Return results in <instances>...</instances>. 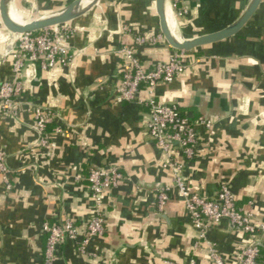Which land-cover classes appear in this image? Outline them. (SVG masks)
<instances>
[{"label": "crops", "instance_id": "crops-1", "mask_svg": "<svg viewBox=\"0 0 264 264\" xmlns=\"http://www.w3.org/2000/svg\"><path fill=\"white\" fill-rule=\"evenodd\" d=\"M74 0H14L28 21L56 13ZM251 0H182L177 16L168 4V25L176 38L192 41L219 32L237 21ZM75 34L66 40L69 67L41 70L27 63L21 74L11 68L12 38L0 28V83L22 82L18 119L6 118L0 106V150L6 153L11 190L0 176V264H43L45 220L62 217L84 231L95 204L85 175L90 167L116 166L124 181L108 190L99 207L104 234L80 253L66 241L57 264H184L194 258L213 264L206 248L194 249L196 231L188 211L172 192L163 209L156 208L157 189L171 185L164 167L167 156L145 127L148 110L137 101H121L115 87L124 61L117 51L133 47L142 67L152 68L174 53L160 44L135 46L132 35L160 33L155 0H99L66 23ZM130 33H125L123 29ZM187 68L169 83L159 82V102H175L197 125L196 156L187 161L183 177L189 191L214 198L226 184L236 204L264 223V0L232 36L182 52ZM141 88L138 100L147 99ZM57 112L47 148L36 144L33 106ZM53 130V129H52ZM174 157L178 158L175 153ZM207 237L224 264H236L246 237L222 221ZM258 264H264V235Z\"/></svg>", "mask_w": 264, "mask_h": 264}, {"label": "built area", "instance_id": "built-area-1", "mask_svg": "<svg viewBox=\"0 0 264 264\" xmlns=\"http://www.w3.org/2000/svg\"><path fill=\"white\" fill-rule=\"evenodd\" d=\"M182 0H168L169 6L177 16L184 10ZM1 28V27H0ZM130 33L128 29H123ZM75 34V29L67 24L50 27L33 33H24L12 38L11 68L14 74L20 75L27 63L36 64L41 70L55 66L69 67L72 57L68 55L66 40ZM135 46L155 45L164 41L161 33L148 37L132 35ZM124 61L123 70L119 75V83L115 92L121 101L128 103L137 101L148 110L145 127L147 134L155 145L167 156L164 167L172 173L171 185L161 187L156 191V208L161 211L174 192L185 205L189 221L196 231L193 248L203 245L213 264H224L214 243L207 237L208 230L214 225L225 221L231 229L242 233L246 237V244L241 247L236 264H258L260 255V241L264 235V223H257L252 212L242 209L236 204L233 194L226 184H221L214 198L201 193L189 191L183 177L185 163L196 156L199 141L197 125L210 129L211 122L201 120L198 123L183 115L175 102H159L154 95L157 83H169L174 77L182 73L187 65L182 60V52L174 51L168 61L156 62L151 69L142 67L136 53L131 46L122 45L118 51ZM5 56L0 57V62ZM144 88L147 99H137V94ZM22 91L19 77L12 81L0 83V106L3 115L16 121L18 119V98ZM32 130L36 135V144L47 148L50 142V132L59 131L58 127H50L57 120V112L43 106H33ZM178 154V158L174 154ZM6 153L0 150V176L6 190H11L10 172L5 164ZM78 180L87 183L90 198L95 204L91 217L87 220L83 232H79L74 221L62 217L57 221L45 220L41 227V234L45 237L43 264H57L58 248L66 241L72 242L80 253H86V247L94 237L104 234V217L99 209L104 194L118 187L124 176L116 166L90 167L87 173L77 175ZM184 264H200L194 258H189Z\"/></svg>", "mask_w": 264, "mask_h": 264}, {"label": "water", "instance_id": "water-1", "mask_svg": "<svg viewBox=\"0 0 264 264\" xmlns=\"http://www.w3.org/2000/svg\"><path fill=\"white\" fill-rule=\"evenodd\" d=\"M14 0H0V27L11 38L24 33H33L54 26L66 24L90 10L99 0H74L64 9L18 25L9 16V7ZM262 0H251L241 17L229 27L208 35L200 36L192 41H184L175 37L168 25V0H155L156 13L159 18L160 33L166 43L176 51L190 52L200 46L220 41L234 35L253 15ZM13 45L8 46L11 50Z\"/></svg>", "mask_w": 264, "mask_h": 264}, {"label": "bare ground", "instance_id": "bare-ground-1", "mask_svg": "<svg viewBox=\"0 0 264 264\" xmlns=\"http://www.w3.org/2000/svg\"><path fill=\"white\" fill-rule=\"evenodd\" d=\"M9 16L12 21L18 25H25L28 22L12 4L9 7Z\"/></svg>", "mask_w": 264, "mask_h": 264}, {"label": "trees", "instance_id": "trees-1", "mask_svg": "<svg viewBox=\"0 0 264 264\" xmlns=\"http://www.w3.org/2000/svg\"><path fill=\"white\" fill-rule=\"evenodd\" d=\"M183 114V113H182ZM184 115V114H183ZM52 127V126H51ZM51 127H50V130H51ZM260 251H261V248H260Z\"/></svg>", "mask_w": 264, "mask_h": 264}]
</instances>
